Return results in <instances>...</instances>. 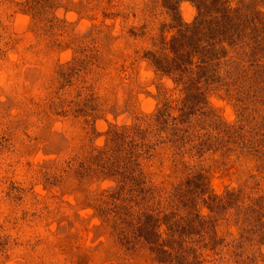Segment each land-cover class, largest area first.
Listing matches in <instances>:
<instances>
[{
  "label": "rangeland",
  "instance_id": "rangeland-1",
  "mask_svg": "<svg viewBox=\"0 0 264 264\" xmlns=\"http://www.w3.org/2000/svg\"><path fill=\"white\" fill-rule=\"evenodd\" d=\"M201 3L0 0V264H264V31L184 86Z\"/></svg>",
  "mask_w": 264,
  "mask_h": 264
},
{
  "label": "trees",
  "instance_id": "trees-1",
  "mask_svg": "<svg viewBox=\"0 0 264 264\" xmlns=\"http://www.w3.org/2000/svg\"><path fill=\"white\" fill-rule=\"evenodd\" d=\"M229 1L232 2V0H210V3L207 5L201 3L198 7L199 16L196 22L194 24L182 25L181 29L184 30L183 32L185 33H183V35L181 36V41L179 43L180 47L177 49H173V52L178 58L183 60L185 58V64L182 63L181 60L178 63V76H180L181 83L184 86H188V83L190 81L193 82L195 79V75L191 74L192 71H190L188 67L190 55H196V58L199 60V65H201L202 67L214 66L216 65V63L222 62V59L227 58L228 56L231 58V64H234L236 62V58L233 53H236V51L232 50L233 48H231L230 46L241 43L240 48H238L237 50V52L240 53L245 50V48H241L242 44H253L256 47H258L260 44H263V36L261 34L264 29H260V27H264V11H262L264 7H257V4L252 0H238L241 2H238L233 6L231 5V3H229ZM215 5H217V7L214 9ZM189 42L191 43V45H189ZM172 43L174 45H177V39L174 38L172 40ZM258 52L257 50H253V52L247 50L244 55L240 53L243 56L240 58H247L248 60L245 59L246 61L252 62L256 58H258ZM262 69L263 70L261 75L255 77L258 79L253 80L252 82L262 81L261 79H263L264 77V66ZM188 104L189 103L184 104L186 105V109L189 108ZM238 199L239 196L237 193L235 194L234 191L225 193L224 195H211L208 199V202L211 203L212 208L214 209V215L211 217L212 221L208 220V217L206 216H199V221H195L194 227L191 228L193 229L197 226H199L200 228H205V230H200L202 237H206L205 235H209V232L212 231L214 234H216V227H214L216 218L214 217L219 215H227L228 213H230L231 209L236 206ZM186 204H189V202H187ZM188 206H190V204ZM257 207L261 208L262 205L256 204L255 208ZM252 209H248L246 215H248L247 213L250 214L255 212ZM251 218L252 217L250 216H245L244 221L248 222ZM209 221H211V223ZM188 228L190 227L184 225L183 227H180V232L183 229ZM142 229L144 228L142 227L141 230ZM177 230L178 229L175 230V238L171 239L168 242L167 247L163 248V250H165L166 252L171 251L174 253V250L175 252L177 251L175 249V246L178 244L177 240L178 242H180V239H178L177 236ZM181 233H183V231ZM195 235L198 234L196 233L190 236L195 237ZM208 244L210 245V242L203 243L199 247L201 248V246L204 247ZM192 250L196 254L197 250L195 248H192Z\"/></svg>",
  "mask_w": 264,
  "mask_h": 264
}]
</instances>
